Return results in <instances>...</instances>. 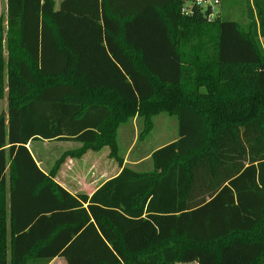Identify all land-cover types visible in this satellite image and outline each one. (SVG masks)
Wrapping results in <instances>:
<instances>
[{
	"label": "trees",
	"instance_id": "obj_1",
	"mask_svg": "<svg viewBox=\"0 0 264 264\" xmlns=\"http://www.w3.org/2000/svg\"><path fill=\"white\" fill-rule=\"evenodd\" d=\"M186 1L7 0L0 264H264V0L247 28ZM160 112L177 139L124 166L118 126L142 117L144 137ZM36 140L83 147L48 175ZM104 147L121 171L91 195L57 180Z\"/></svg>",
	"mask_w": 264,
	"mask_h": 264
},
{
	"label": "rangeland",
	"instance_id": "obj_2",
	"mask_svg": "<svg viewBox=\"0 0 264 264\" xmlns=\"http://www.w3.org/2000/svg\"><path fill=\"white\" fill-rule=\"evenodd\" d=\"M212 20L219 16L221 18L236 20L247 28L250 25V13L253 12L252 0H220L216 5L212 6ZM0 17L6 23V12H4V4L0 1ZM262 43L264 38H259ZM8 102L7 96L0 99V114L7 112ZM153 128L144 137L140 136L144 129L143 118L139 116L129 118L117 128V155L123 161V165L146 172L152 165L149 155L159 147L172 142L178 137V118L176 115L168 112H160L152 118ZM137 131V134H135ZM83 147V144L77 141H47L36 140L28 144L33 157L37 161L42 170L50 175L55 162L67 151H76ZM109 148L104 147L100 151L89 150L81 158H71L70 164L63 163L59 170V174L66 177L68 172L88 173L94 166L103 168L104 166H112L118 168V162L109 158ZM147 158V159H146ZM71 168V170H69ZM92 171V170H90ZM87 176V175H86ZM58 178V177H57ZM58 180V179H57ZM59 181V180H58ZM8 196V192H7ZM10 229L8 227L7 241L10 239ZM6 254L10 256V244H7ZM51 263V262H50ZM49 263V264H50ZM52 264H61L55 261Z\"/></svg>",
	"mask_w": 264,
	"mask_h": 264
},
{
	"label": "crops",
	"instance_id": "obj_3",
	"mask_svg": "<svg viewBox=\"0 0 264 264\" xmlns=\"http://www.w3.org/2000/svg\"><path fill=\"white\" fill-rule=\"evenodd\" d=\"M4 4V12L7 11V0H0ZM62 0H54V7L58 9ZM3 112V111H2ZM137 134V131H135ZM177 137L174 139L176 140ZM173 140V141H174ZM151 157V155H149ZM147 159V158H146ZM127 166V165H124ZM130 167V166H127ZM131 168V167H130ZM133 169V168H132ZM71 170V168L69 169ZM92 170V171H90ZM88 173H79V172H68L67 176L64 177L58 174V180L63 184L71 193L84 192L91 195L99 186H101L106 180L117 176L121 171V168H115L112 166H104L99 168L94 166L91 168ZM135 170V169H134ZM152 170V165L147 171ZM138 171V170H136ZM87 175V176H86ZM55 261H60L61 264H66L64 259L55 258L51 261L52 264ZM176 264H197L196 262H178Z\"/></svg>",
	"mask_w": 264,
	"mask_h": 264
},
{
	"label": "built area",
	"instance_id": "obj_4",
	"mask_svg": "<svg viewBox=\"0 0 264 264\" xmlns=\"http://www.w3.org/2000/svg\"><path fill=\"white\" fill-rule=\"evenodd\" d=\"M219 3V0H193V1H186V5L184 6V12L189 13L193 5H197L204 9L211 8L213 5ZM212 15V14H211Z\"/></svg>",
	"mask_w": 264,
	"mask_h": 264
}]
</instances>
